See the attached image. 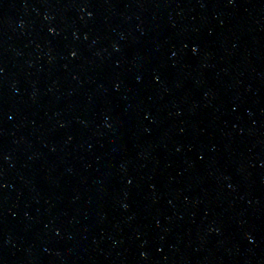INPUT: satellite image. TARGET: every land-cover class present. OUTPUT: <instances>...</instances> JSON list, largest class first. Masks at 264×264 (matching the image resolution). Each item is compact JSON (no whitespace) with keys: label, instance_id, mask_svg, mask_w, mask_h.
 <instances>
[{"label":"water","instance_id":"water-1","mask_svg":"<svg viewBox=\"0 0 264 264\" xmlns=\"http://www.w3.org/2000/svg\"><path fill=\"white\" fill-rule=\"evenodd\" d=\"M184 264H264V0H186Z\"/></svg>","mask_w":264,"mask_h":264}]
</instances>
